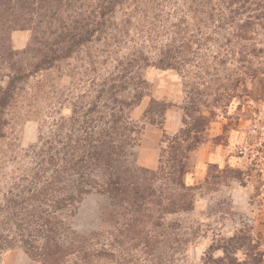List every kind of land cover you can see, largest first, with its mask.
<instances>
[{
  "label": "rangeland",
  "instance_id": "1",
  "mask_svg": "<svg viewBox=\"0 0 264 264\" xmlns=\"http://www.w3.org/2000/svg\"><path fill=\"white\" fill-rule=\"evenodd\" d=\"M242 3L228 7L235 11L232 21L208 25L206 32L219 34L189 55L180 72L142 67L143 83L129 82L118 95L137 96L125 112L137 130L127 163L155 174L145 181L155 203L142 233L126 231V204L111 208L106 196L87 194L66 220L69 242L85 240L87 254L70 249L59 264H264V0H248L243 13L237 10ZM131 14L132 5L118 7L100 40L16 83L0 138V196L32 168L33 152L47 141L53 121L95 101L91 89L117 75L116 61L139 46L155 59V47H148L165 37L142 43L133 15L126 42L114 43ZM30 39L29 30L10 33L14 61L26 72L36 62L34 52L26 53ZM10 75L0 66V88ZM154 102L166 107L160 117ZM170 203L176 212L167 213ZM0 264L44 263L14 248L1 254Z\"/></svg>",
  "mask_w": 264,
  "mask_h": 264
},
{
  "label": "trees",
  "instance_id": "2",
  "mask_svg": "<svg viewBox=\"0 0 264 264\" xmlns=\"http://www.w3.org/2000/svg\"><path fill=\"white\" fill-rule=\"evenodd\" d=\"M237 1L243 2L237 9L243 13L248 0H83L80 4L79 0H0V66L11 73L5 88H0V138L7 124L5 111L14 102L16 83L100 40L118 7L132 5L135 14L121 22L115 44L126 42L130 36L132 15L138 18L135 29L142 43L157 44L161 37L166 41L148 47H155L154 60L144 51L145 47L133 48L128 57L116 61V76L103 78L91 89L95 101L86 110L76 107L69 117L52 122L47 141L33 152L32 168L14 179L0 196V256L7 250L21 248L44 264H59L73 249L84 258L86 242H69L66 220L76 214L82 198L93 192L106 196L111 208L126 204V231L136 236L142 233L143 220L150 217L149 206L155 203L154 190L145 181L152 182L155 174L127 163L137 130L125 112L136 104L137 96L127 101L118 95L129 82L135 86L143 83L139 72L142 67L180 72L190 63L189 55L194 57L210 35L219 34L214 30L206 32L208 25L226 24L235 18V11L228 7ZM84 7L88 11L84 12ZM54 28L57 32L51 31ZM15 30L31 32L26 53L34 52L36 62L29 72L21 62L14 61L10 33ZM152 108H159V117L166 109L156 102ZM180 186L184 187L182 183ZM173 206L168 205L167 213L176 212Z\"/></svg>",
  "mask_w": 264,
  "mask_h": 264
}]
</instances>
